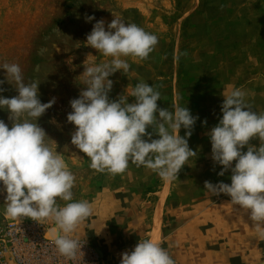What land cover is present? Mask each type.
<instances>
[{
  "label": "rangeland",
  "instance_id": "1",
  "mask_svg": "<svg viewBox=\"0 0 264 264\" xmlns=\"http://www.w3.org/2000/svg\"><path fill=\"white\" fill-rule=\"evenodd\" d=\"M86 16H94L95 20L86 22ZM114 17L156 35L158 44L146 60L121 57L127 60L130 69L126 75L117 71L109 77L113 81L109 99L117 100L143 81L161 93L158 107L171 111L178 104L199 117L188 138L196 156L182 167L175 180L165 181L131 160L123 173L98 172L90 167V158L71 144L75 126L67 121V115L72 111L69 101L78 98L85 87L81 73L84 67L112 59L88 46L86 35L96 20L111 22ZM105 27L107 30V23ZM4 63L18 64L26 84L40 82L42 103L56 99L37 123L48 136L45 142L62 154L75 177L71 189L73 201L93 204L105 198L101 197L103 192L107 195L111 189L124 188L126 181L161 186L157 195L161 199L168 184L164 197L167 202L164 204L162 200V210L159 207L156 214L161 212L166 217L164 233L176 225L183 227L178 239L186 246L200 232L216 234L212 225L217 213L246 212L233 205L230 197L214 196L204 188L205 181L231 183L230 170L218 175L222 166L212 159L208 133L222 118L224 96L236 88L245 93V102L253 111L264 114V0H0V66ZM0 81H4L0 88L5 89L0 96L18 95L15 83L7 81L3 68ZM134 101V97H128L129 103ZM8 116V111L0 108V120L11 127ZM147 131L153 130L149 127ZM185 131L181 128L180 136ZM156 138L153 134V139ZM250 144L259 147L260 141L254 138ZM2 189L0 183V228L11 222L32 220L5 215L6 192ZM73 201L57 198L61 207ZM149 203L147 218L154 221L152 202ZM201 210L203 220L183 222L184 214L194 215ZM170 213H175L180 222H168ZM42 221L49 234L54 222ZM83 225L84 221L71 234L86 241L80 235ZM155 234L158 237L159 231ZM167 242L160 244L166 248Z\"/></svg>",
  "mask_w": 264,
  "mask_h": 264
},
{
  "label": "clouds",
  "instance_id": "2",
  "mask_svg": "<svg viewBox=\"0 0 264 264\" xmlns=\"http://www.w3.org/2000/svg\"><path fill=\"white\" fill-rule=\"evenodd\" d=\"M93 20L94 16H86V22ZM86 44L112 59L84 67L81 73L85 87L78 98L69 101L72 111L67 115V121L75 126L71 144L90 158V167L98 172L123 173L131 160L165 181L175 180L182 167L196 156L188 138L199 117L178 104L171 111L158 107L161 93L143 81L117 100L109 99L113 87L109 77L117 71L126 75L130 69L121 57L146 60L158 44V37L114 17L111 22L96 20L86 35ZM0 68L6 70L7 81L15 83L18 93L11 98L0 96V108L8 111L11 122L9 127L0 120V183L6 192L5 215L13 219L52 220L55 226L49 233L58 252L75 260L82 245L68 234L91 215L92 207L86 200L73 201L75 177L62 154L45 142L48 136L37 123L56 99L42 103L40 82L26 84L18 64L4 63ZM128 97L135 101L129 103ZM221 112L222 118L208 135L212 159L222 166L218 175L230 170L231 183L205 181L204 188L214 196L230 197L233 205L246 210L259 237L264 239V114L250 108L239 88L224 96ZM149 127L152 132L147 131ZM181 128L186 130L183 137L179 134ZM153 134L158 138L153 139ZM254 138L259 139V147L250 144ZM57 198L73 202L61 207ZM120 264L175 261L158 242L148 238L139 240L133 250L123 252Z\"/></svg>",
  "mask_w": 264,
  "mask_h": 264
},
{
  "label": "crops",
  "instance_id": "3",
  "mask_svg": "<svg viewBox=\"0 0 264 264\" xmlns=\"http://www.w3.org/2000/svg\"><path fill=\"white\" fill-rule=\"evenodd\" d=\"M160 189L161 186L149 187L138 181H126L124 188L111 189L107 195L103 192L101 197L104 195L105 198L91 204L92 213L84 220L80 235L102 255L103 264H120L123 252L133 250L139 240L148 238L159 244L168 241L169 246L164 249L175 264H264V239L259 237L248 214L240 215L239 210L238 214L232 215L217 213L212 225L216 234L200 232L187 246L178 239L183 227L176 225L164 233L166 217L160 212L159 235L156 237V211L159 207L162 210V205L167 202L165 195L161 199L157 196ZM149 202H152L155 222L147 218ZM182 217L185 224L203 220V210ZM167 219L168 222H180L175 213L167 215ZM152 222L153 225L148 226Z\"/></svg>",
  "mask_w": 264,
  "mask_h": 264
},
{
  "label": "built area",
  "instance_id": "4",
  "mask_svg": "<svg viewBox=\"0 0 264 264\" xmlns=\"http://www.w3.org/2000/svg\"><path fill=\"white\" fill-rule=\"evenodd\" d=\"M77 239L81 251L75 260L61 255L43 221L11 222L0 228V264H102V255L89 243Z\"/></svg>",
  "mask_w": 264,
  "mask_h": 264
},
{
  "label": "bare ground",
  "instance_id": "5",
  "mask_svg": "<svg viewBox=\"0 0 264 264\" xmlns=\"http://www.w3.org/2000/svg\"><path fill=\"white\" fill-rule=\"evenodd\" d=\"M158 216H157V218L155 219L156 220V222H155V229L154 230H156L155 232L157 233V231H159V229H158V226H159V220H160V212H158V214H157ZM49 236H51V234L49 233Z\"/></svg>",
  "mask_w": 264,
  "mask_h": 264
}]
</instances>
